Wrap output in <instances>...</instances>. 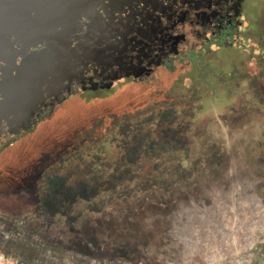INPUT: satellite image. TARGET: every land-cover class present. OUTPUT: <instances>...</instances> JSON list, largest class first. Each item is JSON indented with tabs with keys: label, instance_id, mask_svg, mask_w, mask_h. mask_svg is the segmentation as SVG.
Here are the masks:
<instances>
[{
	"label": "rangeland",
	"instance_id": "rangeland-1",
	"mask_svg": "<svg viewBox=\"0 0 264 264\" xmlns=\"http://www.w3.org/2000/svg\"><path fill=\"white\" fill-rule=\"evenodd\" d=\"M147 90L62 107L6 167L8 188L25 162L43 172L23 203L33 220L0 223L12 264H264L256 92L176 103Z\"/></svg>",
	"mask_w": 264,
	"mask_h": 264
},
{
	"label": "flooded vegetation",
	"instance_id": "flooded-vegetation-1",
	"mask_svg": "<svg viewBox=\"0 0 264 264\" xmlns=\"http://www.w3.org/2000/svg\"><path fill=\"white\" fill-rule=\"evenodd\" d=\"M105 35L103 51L79 67L82 73L69 90L46 100L22 128L0 127V223L21 225L37 214V204L23 203L33 191L32 180L43 173L40 162L37 172L36 164L25 162L10 176L9 188L6 167L43 124L60 122L62 107L134 98L145 93L141 89L163 102L179 103L183 93L246 98L250 87L255 104L264 106V0H134L113 14ZM25 205L32 206L26 219Z\"/></svg>",
	"mask_w": 264,
	"mask_h": 264
},
{
	"label": "water",
	"instance_id": "water-1",
	"mask_svg": "<svg viewBox=\"0 0 264 264\" xmlns=\"http://www.w3.org/2000/svg\"><path fill=\"white\" fill-rule=\"evenodd\" d=\"M134 0H0V127L22 128L99 56L109 21Z\"/></svg>",
	"mask_w": 264,
	"mask_h": 264
},
{
	"label": "built area",
	"instance_id": "built-area-1",
	"mask_svg": "<svg viewBox=\"0 0 264 264\" xmlns=\"http://www.w3.org/2000/svg\"><path fill=\"white\" fill-rule=\"evenodd\" d=\"M0 264H12L8 258L6 257L5 254H3L2 252H0Z\"/></svg>",
	"mask_w": 264,
	"mask_h": 264
}]
</instances>
